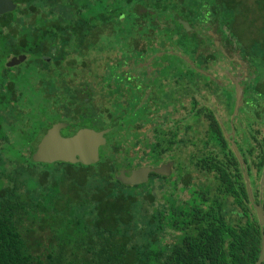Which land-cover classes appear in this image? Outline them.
<instances>
[{"label":"trees","instance_id":"obj_1","mask_svg":"<svg viewBox=\"0 0 264 264\" xmlns=\"http://www.w3.org/2000/svg\"><path fill=\"white\" fill-rule=\"evenodd\" d=\"M81 1L19 0L20 5L2 18L5 31L60 33L67 17L95 26L101 52L118 51L102 54L101 66H166L177 61L188 69L181 70V80L195 79L201 88L218 93L230 117L234 85L221 69L218 75L212 68L222 67V62L237 65L242 58L238 52L243 49L246 69L252 70L258 60L264 79V8L257 6V0H199V4L193 0ZM204 2L212 6V15L219 17L213 26L196 20L206 12L200 4ZM178 19L196 27V32H186ZM211 30L232 62L214 45V37L208 33ZM81 31L83 27L74 33ZM140 40L147 45L139 44ZM125 41H132V46H125V50L132 48L127 54L119 46ZM185 59L217 81L192 70ZM101 74L102 82L105 77L111 80L109 70L104 74L102 69ZM245 77L242 86L240 75L234 76L242 92V109L244 114L255 109L257 117L242 122L239 108L228 118L230 135L226 137L218 119L198 107L195 100V120L204 114L208 122L199 141L207 150H198L185 166L184 175L183 160L169 153L175 161L170 177L152 174L147 184L135 186L114 178V171L125 167L127 157L137 155L134 149L144 141L140 131L129 128L139 129V120L116 122L117 130L109 135L111 152L105 157L101 153L100 162L88 168L58 163L48 176L38 171L31 152L0 151V264H254L260 255L262 229L248 199L243 170L253 199L260 202L264 213V108L256 110L261 90ZM192 120L181 122L179 143L190 131ZM120 128L125 129L124 134ZM155 139L149 152L150 167L163 162L173 145L171 141L169 150L159 151L160 138ZM209 177L211 184L202 188L193 185ZM40 248L46 249L45 253L35 255L33 249Z\"/></svg>","mask_w":264,"mask_h":264},{"label":"flooded vegetation","instance_id":"obj_2","mask_svg":"<svg viewBox=\"0 0 264 264\" xmlns=\"http://www.w3.org/2000/svg\"><path fill=\"white\" fill-rule=\"evenodd\" d=\"M193 1L199 4V0ZM12 3L15 9L20 5L19 0H12ZM256 3L257 6L264 8V0H257ZM200 4H203L202 7L206 12L197 15L196 20L198 19L202 25L213 26L218 20L211 19L213 15L209 8L212 6H208L206 2ZM4 15H0V151L31 152L32 159L39 142L54 126L58 127V133L62 138L72 137L81 129L95 132L110 129L104 135L105 144L98 148L100 159L102 149L110 143L109 135L117 130L118 126L114 128L115 123L139 120L142 121L139 129L136 127L132 130V126H129L131 131H140L144 140L141 147H136L139 159L137 163L127 162L125 167L114 171V178L122 170L150 167L149 152L156 142L155 139L153 143L148 144L150 131L155 138L156 136L160 138L157 140L160 144L159 151L169 150L170 142H173L172 148L164 156V161L155 167L172 163L170 175L167 177L175 172L174 159L175 155H178L180 144L181 120L195 119L197 109L193 99L183 104L185 96L180 88V72L187 71L186 66H161L148 63L101 66L102 54H116L118 51L101 52V39L95 26H85L81 21L67 17L69 20L65 26H62L60 33L6 32L2 19ZM33 19L38 20L32 18L31 21ZM81 27L83 31L74 33V30L79 31ZM90 28L92 31H89ZM191 28L195 33L196 29L192 26ZM93 29H96V32ZM208 33H211L210 36L214 39H218L212 30ZM143 43L147 45L145 41L140 40L139 44L143 45ZM124 44L119 46L121 52L127 54L132 48L125 50V46H132V41H125ZM220 46L224 48L222 44ZM218 49L221 51L220 48ZM144 50L146 51V48ZM238 54L242 58L237 60V65L230 66L231 72L227 70L223 72L230 81L231 77L240 75L242 79L240 84L243 86V78L247 77L246 74H253L245 67L244 50L242 49ZM16 58L23 60L19 64L9 65ZM227 59L230 62L233 60L231 57ZM190 68L197 72L195 70L197 68L193 69L191 66ZM102 69L104 74L106 69L109 70L111 80L105 77L107 80L101 81ZM165 71L169 73L164 74ZM202 71L212 76V80L217 81L215 76ZM217 83L224 86L223 83ZM240 104L241 100L237 112L241 108V115H244ZM206 111H210L216 119H226L213 107ZM252 111L254 112L249 110V114H246L248 118L257 117L255 109ZM257 111H260V107ZM181 113L184 115L181 116ZM232 113L231 119L235 116H232ZM200 117H204V114H200ZM123 131L124 128L119 129L120 134H124ZM169 153H173V160ZM33 162L38 165V171L48 176L52 167L58 163L70 164ZM99 162L98 160L97 163ZM76 164L79 163L74 165ZM151 175L148 176V182Z\"/></svg>","mask_w":264,"mask_h":264},{"label":"water","instance_id":"obj_3","mask_svg":"<svg viewBox=\"0 0 264 264\" xmlns=\"http://www.w3.org/2000/svg\"><path fill=\"white\" fill-rule=\"evenodd\" d=\"M15 9V5L12 3V0H0V15L12 12ZM179 24L183 27L186 32H193L194 30L186 22L178 19ZM164 25H160V28H163ZM211 34V33H210ZM212 35V34H211ZM214 45L217 48L222 50L223 55L226 58H229L228 55L223 51V48L220 46L218 39H214ZM161 55V54H159ZM23 58L13 59L9 65H16L22 62ZM187 63L195 69L196 67L191 63V61L185 59ZM197 72L213 78L210 75H207L205 72L199 69H195ZM231 81L235 88V104L233 108V115H235L240 100L242 98V92L238 84V80L234 77H231ZM115 126V125H114ZM110 129L103 130L101 132H95L88 129L79 130L74 136L69 138H62L58 133V127L48 130V132L43 136L41 141L38 144L37 151L33 154L32 160L35 162L41 163H53V162H65L70 164L79 163L82 165H92L98 162L99 153L98 148L105 144L104 135L108 133ZM232 131V136H233ZM229 144L239 162L243 167L244 162L234 144L232 138H229ZM172 163L163 164L159 167H140L130 171L122 170L119 171L116 175V180L126 186H135L141 185L148 182L149 174H155L158 176H169L171 172ZM243 175L245 179L248 199L251 206L255 209L259 225L262 229V242L260 247V255L257 261L254 264H262L264 260V213L262 206L259 203H256L253 199L252 190L248 180V176L245 170H243ZM264 180V176L261 178V183Z\"/></svg>","mask_w":264,"mask_h":264},{"label":"rangeland","instance_id":"obj_4","mask_svg":"<svg viewBox=\"0 0 264 264\" xmlns=\"http://www.w3.org/2000/svg\"><path fill=\"white\" fill-rule=\"evenodd\" d=\"M208 6H210L209 3H208ZM211 19H212V21H215V20L219 19V17H216L213 15V17ZM220 21H221V19H220ZM194 28L196 29V27H194ZM174 52H176V51H174ZM158 62H160V60ZM178 64L179 63L176 61L175 63H173L171 65L175 66ZM254 64H256V66H254V67H258L260 63L258 62V60H255L253 62V65ZM219 65H222L223 68L220 66H214L212 68V71H214L215 74H218V75L221 74L219 72V69H221L220 71H222V73H224L223 71H225V70H227L228 72H231L230 66H228L226 64V62H222ZM254 67H251V69H252L251 74H253ZM257 69L258 70H256L253 75L248 74L247 77L250 79L249 82L251 83L252 87H256V88H259L261 90L260 97H259V100H261V102L256 106V109L258 110L260 107V111H261L262 108H264V98H262L264 95V93H263L264 92V79H261L262 78L261 75L263 76V74H261L263 72V69H259V67ZM217 78H218V76H217ZM211 79H213V78H211ZM223 82H225V81H223ZM201 87L202 86H198L197 80H195V79L187 80L186 78H183V80L180 81V88L182 90V93L185 96V101L183 102V104H186L190 99H193V100L198 101L199 102L198 107L203 106L202 108L204 110H208L211 107H213L215 111L222 113L223 118H226V119H218V122L222 127V131L224 132L226 137H228L230 135V131H228V127L226 126V124L228 123V121L231 117H230V114H229L227 108L224 107V104H223L224 99L221 98V96L218 93H216V92L213 93L212 91H209V90H211L210 88H207L208 89L207 90V89H204ZM184 106H186V105H184ZM236 113H237V111H236ZM183 115H184V113H181V116H183ZM241 116H242V122L247 120V118H248L246 114L241 115ZM182 121L183 120H181V122ZM207 124H208V122L204 117H200L199 120H195V119L192 120L191 125H190V127H191L190 131L187 134L183 135V137L181 138L182 141L179 144L177 156H178V158H180V160H183L182 175H184L186 170H187V168H185V166L189 165V163H188L189 160L192 159L193 156L197 155L198 150H200L201 152H205L207 150L206 148H204L199 143V141L204 137L205 131L207 129ZM182 127H183V125H181V129H182ZM254 127L257 128V126H254ZM262 133L264 134V128H262ZM154 140H155V136L150 131L148 144H150L151 142L153 143ZM192 143H195L196 145H193ZM137 147H140V146H137ZM111 148H112V145H111V143H109V145L105 146L102 149L103 157L107 156L111 152ZM135 150H136V148L134 149V151ZM11 155H13V154H11ZM198 155H199V153H198ZM138 159H139L138 154L135 156L133 154H130V156L127 157L126 161L137 163L136 161H138ZM189 170L193 171L191 167L189 168ZM193 173L198 174L195 171ZM211 183H212V178L209 177V178H200L197 181H195V183L193 185H195L196 187L202 188L205 185L211 184ZM138 191L143 192L145 190L140 189ZM134 194H135V196H140L139 194H136V193H134ZM146 205H147V203L144 202V207ZM33 250H35V255H37V256H42L46 251V249H42V248L33 249Z\"/></svg>","mask_w":264,"mask_h":264}]
</instances>
